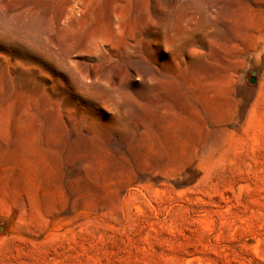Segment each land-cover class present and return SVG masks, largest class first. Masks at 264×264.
Here are the masks:
<instances>
[{
	"label": "rangeland",
	"instance_id": "374dc122",
	"mask_svg": "<svg viewBox=\"0 0 264 264\" xmlns=\"http://www.w3.org/2000/svg\"><path fill=\"white\" fill-rule=\"evenodd\" d=\"M0 264H264V0H0Z\"/></svg>",
	"mask_w": 264,
	"mask_h": 264
}]
</instances>
